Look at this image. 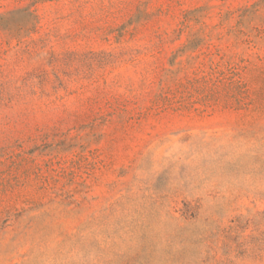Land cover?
Returning <instances> with one entry per match:
<instances>
[{
    "label": "rangeland",
    "instance_id": "rangeland-1",
    "mask_svg": "<svg viewBox=\"0 0 264 264\" xmlns=\"http://www.w3.org/2000/svg\"><path fill=\"white\" fill-rule=\"evenodd\" d=\"M0 264H264V0H0Z\"/></svg>",
    "mask_w": 264,
    "mask_h": 264
}]
</instances>
